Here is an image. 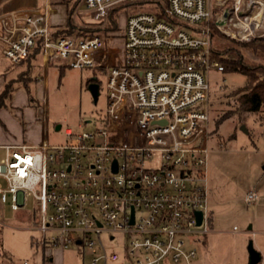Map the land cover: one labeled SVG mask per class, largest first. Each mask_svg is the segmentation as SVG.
Wrapping results in <instances>:
<instances>
[{"label": "built area", "instance_id": "1", "mask_svg": "<svg viewBox=\"0 0 264 264\" xmlns=\"http://www.w3.org/2000/svg\"><path fill=\"white\" fill-rule=\"evenodd\" d=\"M44 1L36 10L0 15V56L21 64L39 42L45 76L50 66H98L106 74L105 114L94 132L66 127L63 144L46 137L34 147L1 146L0 203L9 196L18 211L31 195L40 244L87 249L89 264L118 259L101 234L109 244L125 239L123 264H198L196 246L210 229L207 75L223 71L212 30L240 42L264 38V0H81L98 25L121 4L160 8L166 19L147 7L126 15L122 40L116 33L107 40L100 34L53 40L54 10ZM214 9L219 15L211 26ZM257 199L253 190L244 195L247 205Z\"/></svg>", "mask_w": 264, "mask_h": 264}, {"label": "rangeland", "instance_id": "2", "mask_svg": "<svg viewBox=\"0 0 264 264\" xmlns=\"http://www.w3.org/2000/svg\"><path fill=\"white\" fill-rule=\"evenodd\" d=\"M54 12L50 17V24L55 28H65L68 12L61 0H49ZM45 3L44 0H0V15L15 10H36ZM231 1L228 2L230 5ZM81 6V5H80ZM118 5L117 29L115 36L122 40L121 34L126 17V10ZM153 8L152 6H148ZM82 7H77L70 14V18L77 28H90L101 25L91 22L90 16L84 13ZM219 15L214 9L212 21ZM96 28V27H95ZM262 30L258 31V34ZM92 35V34H90ZM106 36L105 33H100ZM72 37H76L74 33ZM227 37V36H225ZM224 40L229 46L233 40ZM239 42V41H238ZM220 44L216 36L212 39V47L216 59L231 58L230 54L215 51ZM222 50V49H221ZM217 52L220 55H217ZM254 62L264 63V59ZM42 58L34 62L31 72L32 81L28 84L30 97L23 101L25 89L17 91L14 106L8 104L4 109L3 124H0V137L5 127L11 133L22 137L27 120L34 121L39 117L36 98L46 99L49 121L48 142L63 144L66 140L64 129L70 127L74 133L94 132L102 125L106 108L105 71L96 68L71 69L59 71L58 67H50L46 83L42 81ZM0 67L6 68L11 75L16 67L0 59ZM0 68V70H1ZM96 78L99 82L98 98L92 99L87 89L88 81ZM209 83V148L207 157V212L211 218L209 233L204 244H197L198 264H248L247 245L252 242L253 247L261 255L259 264H264V123L261 124L257 116L243 114L241 118L234 115L236 106L234 91L245 84V77L240 73H224L210 71L207 75ZM31 99V100H30ZM42 105V104H41ZM18 112L23 113V118ZM86 122L79 127L81 122ZM221 121L220 124H216ZM56 126H60L55 131ZM243 127L244 129H242ZM16 132V133H15ZM16 136V135H15ZM113 138H121L120 133L112 132ZM3 152L0 150V158ZM154 159L147 166H154ZM253 190L258 199L252 204L244 203V195ZM39 217V206L29 195L26 203L18 211L10 209L9 196L7 202L0 203V262L2 264H44L47 256L45 247L40 244L41 232L36 229L35 220ZM105 241L108 254L117 255L116 261L105 264L124 263L125 239L117 236L110 244L106 242V235L101 234ZM53 264H89L91 252L87 249L79 251L71 246L55 253ZM103 264V263H101Z\"/></svg>", "mask_w": 264, "mask_h": 264}, {"label": "trees", "instance_id": "3", "mask_svg": "<svg viewBox=\"0 0 264 264\" xmlns=\"http://www.w3.org/2000/svg\"><path fill=\"white\" fill-rule=\"evenodd\" d=\"M62 4L66 7L68 12V17L66 20L65 28H55L51 26V36L55 40L58 36L66 35L72 36L74 33L76 37H85L90 34H100L105 33L104 38L107 40L111 35L117 33V10L115 7L109 12V15L104 22L103 28L100 26L90 27V28H77L70 18V14L74 9L80 6L81 0H61ZM166 0H164V3ZM122 5V4H121ZM148 4L143 2L136 3H125L123 8L126 10V15L132 13L133 11H138L142 8H149ZM151 9V8H149ZM155 15L160 19H166L160 8H152ZM210 25L213 26V21H210ZM212 36H216L220 44L217 46L215 51H223L222 53L230 54L231 58L221 59L219 62L223 67L224 73H240L245 77V84L235 89L234 96L236 101V106L232 113L238 118H241L243 114H251L257 116L258 121L264 123V63L254 62L256 59H264V38L257 37L248 42H235L230 40L234 46H229L224 43V40H228L223 34L219 33L213 28ZM222 49V50H221ZM217 55H220L217 52ZM41 57V44L37 42L36 46L29 53L24 62L18 65H12L14 67L25 66V68L20 71L14 79L8 80L2 90L0 91V109L7 108L11 95L19 88L25 89L28 98H31L28 89L29 82L32 81L31 72L34 68L35 60ZM41 68V67H40ZM65 66L58 67L59 71H63ZM96 68V67H95ZM101 69V68H99ZM103 70V69H101ZM104 71V70H103ZM91 82L89 79L88 84ZM95 82L100 86L97 79ZM31 100V99H30ZM11 108V107H10ZM102 120V119H100ZM218 121L216 124H220ZM208 226H211V218L209 216ZM203 239L202 243L204 244Z\"/></svg>", "mask_w": 264, "mask_h": 264}, {"label": "crops", "instance_id": "4", "mask_svg": "<svg viewBox=\"0 0 264 264\" xmlns=\"http://www.w3.org/2000/svg\"><path fill=\"white\" fill-rule=\"evenodd\" d=\"M1 60L6 61L5 59H3L0 56ZM51 67V66H50ZM47 68L46 70V76H45V72H44V68H43V60H42V66H41V72H42V81H43V77H47V73L49 68ZM52 67H58V66H52ZM1 68V67H0ZM25 68V66H18L16 67V71L15 73H12L11 75L9 74L8 71H6V68L0 70V91L2 90L4 84L11 79H14L16 77V75L22 71ZM22 87H19L10 97L9 103L11 108H18L17 106H14L16 104H14V98L15 94H17V91H21ZM28 99V95L26 93V91L23 94V101L26 102V100ZM37 106H38V110H39V117H36L35 120L32 122L30 120H27V125L26 122L24 123V130L22 132V137L17 136V133L15 135H11V133L8 131V129L5 127V132L3 133V135L0 137V147L1 146H6V145H26L29 147H34L37 146L38 144H40L44 138L48 137V133H49V121H48V115H47V106H46V99L43 98L42 100L36 98L34 101ZM42 104V105H41ZM5 108H1L0 109V124H3L2 119H3V114L2 112H4ZM19 117H21V119L23 118V113L22 112H18ZM2 118V119H1ZM24 120V118H23ZM0 150L3 152L4 155V151L3 149L0 148ZM2 155V156H3ZM44 249H46L47 251V256L44 258L43 263L44 264H53V256L55 255V253H62V250L60 248H48L45 247ZM0 264H2L0 262Z\"/></svg>", "mask_w": 264, "mask_h": 264}, {"label": "water", "instance_id": "5", "mask_svg": "<svg viewBox=\"0 0 264 264\" xmlns=\"http://www.w3.org/2000/svg\"><path fill=\"white\" fill-rule=\"evenodd\" d=\"M227 15L224 17L226 18ZM96 78H91V82L87 85V89L89 93L92 96V99L94 101L98 98V91H99V85L95 82ZM244 129L243 127H241ZM60 129V126H56L55 131H58ZM113 171H116V162H113ZM197 225L201 224L202 220V214L200 212H197ZM247 254H248V264H259L261 261V255L258 251H256L253 247L252 242H249L247 245Z\"/></svg>", "mask_w": 264, "mask_h": 264}]
</instances>
